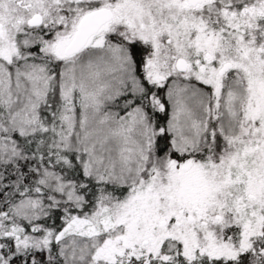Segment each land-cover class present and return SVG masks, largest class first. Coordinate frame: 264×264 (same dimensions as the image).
I'll return each mask as SVG.
<instances>
[{"label": "snow or ice", "instance_id": "1", "mask_svg": "<svg viewBox=\"0 0 264 264\" xmlns=\"http://www.w3.org/2000/svg\"><path fill=\"white\" fill-rule=\"evenodd\" d=\"M0 264H264V0H0Z\"/></svg>", "mask_w": 264, "mask_h": 264}]
</instances>
